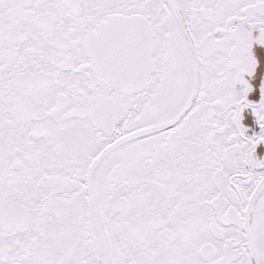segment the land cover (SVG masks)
Segmentation results:
<instances>
[{"label": "snow or ice", "instance_id": "1", "mask_svg": "<svg viewBox=\"0 0 264 264\" xmlns=\"http://www.w3.org/2000/svg\"><path fill=\"white\" fill-rule=\"evenodd\" d=\"M262 146L264 0H0V264H264Z\"/></svg>", "mask_w": 264, "mask_h": 264}, {"label": "flooded vegetation", "instance_id": "2", "mask_svg": "<svg viewBox=\"0 0 264 264\" xmlns=\"http://www.w3.org/2000/svg\"><path fill=\"white\" fill-rule=\"evenodd\" d=\"M252 122V117L249 115L248 118L245 120L246 124H250ZM260 128L257 126L254 129H250L249 130V135H251L253 132H260ZM258 152H260L261 154H264V146H262L260 149H258Z\"/></svg>", "mask_w": 264, "mask_h": 264}]
</instances>
